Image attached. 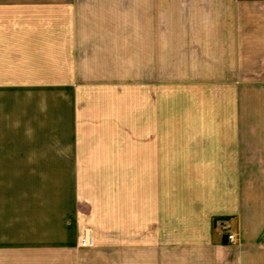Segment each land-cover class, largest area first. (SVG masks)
<instances>
[{
	"label": "crops",
	"instance_id": "crops-1",
	"mask_svg": "<svg viewBox=\"0 0 264 264\" xmlns=\"http://www.w3.org/2000/svg\"><path fill=\"white\" fill-rule=\"evenodd\" d=\"M0 264H264V0H0Z\"/></svg>",
	"mask_w": 264,
	"mask_h": 264
},
{
	"label": "built area",
	"instance_id": "built-area-1",
	"mask_svg": "<svg viewBox=\"0 0 264 264\" xmlns=\"http://www.w3.org/2000/svg\"><path fill=\"white\" fill-rule=\"evenodd\" d=\"M218 225L221 226V229L224 228L223 230H226L225 234L227 236V240L229 242L234 243L237 239V236H236V233H232L229 231V223L222 221L221 223H218ZM81 243L84 246H91L92 245V237H91L89 232H85V234L82 237Z\"/></svg>",
	"mask_w": 264,
	"mask_h": 264
},
{
	"label": "rangeland",
	"instance_id": "rangeland-1",
	"mask_svg": "<svg viewBox=\"0 0 264 264\" xmlns=\"http://www.w3.org/2000/svg\"><path fill=\"white\" fill-rule=\"evenodd\" d=\"M157 35V34H156ZM157 39V38H156ZM228 222L229 223V231L230 232H232V233H235L234 231H233V225H232V223H231V221H230V219H228V218H224V219H216L215 220V227L217 226V228H218V232L220 233V234H223V235H225L226 236V234H225V231L226 230H223V229H221V226H219L218 225V223H221V222ZM236 236H237V234H236ZM226 238H227V236H226ZM227 240V239H226ZM228 241V240H227ZM229 242V241H228ZM237 242V239H236V241L234 242V243H236ZM229 243H231V244H234V243H232V242H229Z\"/></svg>",
	"mask_w": 264,
	"mask_h": 264
}]
</instances>
